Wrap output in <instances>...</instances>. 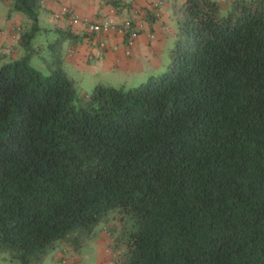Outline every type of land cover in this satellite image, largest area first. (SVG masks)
<instances>
[{
  "label": "trees",
  "instance_id": "16d2710c",
  "mask_svg": "<svg viewBox=\"0 0 264 264\" xmlns=\"http://www.w3.org/2000/svg\"><path fill=\"white\" fill-rule=\"evenodd\" d=\"M41 7L13 0L24 53L0 63V255L44 264L102 230L118 264H264V0H184L162 72L88 94L66 31L35 47Z\"/></svg>",
  "mask_w": 264,
  "mask_h": 264
},
{
  "label": "crops",
  "instance_id": "0c3cea01",
  "mask_svg": "<svg viewBox=\"0 0 264 264\" xmlns=\"http://www.w3.org/2000/svg\"><path fill=\"white\" fill-rule=\"evenodd\" d=\"M183 2L163 0L161 5L156 6L153 0H42L39 15L42 29L37 43L44 49L61 31L67 32V40L63 44L65 69L79 85H82L77 82L79 76L83 81L84 76L89 77L83 93L88 94L98 83L129 87L136 81L159 74L168 65L177 35L176 13ZM7 4L8 11L0 12V63L6 58H16L24 53L20 35L29 22L24 14L15 11L11 13V2L7 1ZM63 5H69L80 19L101 20L113 17L119 27H124L127 20L133 25L132 28L125 27L121 32L113 29L107 34L97 33L82 21L73 22L68 13L57 17ZM140 22H143V28L138 30L136 43L128 54L130 29H136ZM102 42L105 45H101ZM45 50L40 49L41 52ZM94 240L95 247H98V241L106 245L107 239L98 235ZM66 252V256H63L60 249H57L46 258L44 264H57L63 258L67 259L68 264H74L77 257L70 255L74 252L69 247H66ZM8 257L0 256V264H15ZM102 264H118L117 258L110 256Z\"/></svg>",
  "mask_w": 264,
  "mask_h": 264
},
{
  "label": "rangeland",
  "instance_id": "374dc122",
  "mask_svg": "<svg viewBox=\"0 0 264 264\" xmlns=\"http://www.w3.org/2000/svg\"><path fill=\"white\" fill-rule=\"evenodd\" d=\"M7 1L11 2V13L14 11L13 10V0H0V12L6 13L9 9V6L7 4ZM17 12V11H15ZM40 34V33H39ZM41 36V35H40ZM39 38V36L37 37ZM37 38H36V43H35V47L37 46ZM45 53V52H44ZM43 56V55H42ZM40 55H36L33 60L32 63L35 67L43 69L44 67V62H43V57ZM5 58V57H3ZM8 58H6L7 60ZM165 69V68H164ZM160 73V72H159ZM79 79L77 80V82L81 83L82 85H79L76 83L78 90L80 92H83V89H86V86L88 85L87 83V79L89 78L88 76H84V81L80 78V76L78 77ZM147 78L143 79L142 81H145ZM83 81V83H82ZM142 81H136L134 85H137L139 83H141ZM91 82V81H90ZM79 85V86H78ZM86 85V86H85ZM129 85V84H128ZM130 87V85H129ZM115 220V224L118 225V227H122V221L118 219H114ZM113 223V224H114ZM102 230H100V237L102 238H106V245H102L101 241H98L99 246L95 247V243H94V239L91 240L85 247L84 249L79 252V253H70V255L72 256H76V260H74V264H82V261H84V264H102L104 261L108 260L109 257L111 256L112 258H117V263L118 260L120 258V256L124 253L126 246L124 244H120L119 240L116 239L115 236L109 234L108 232L104 233L101 232ZM118 235H122V233H124V231L122 232V230L120 231V229H118ZM0 256H3L2 254ZM4 256H7L6 254H4ZM80 258V259H79ZM9 259V257H8ZM1 260V259H0ZM81 260V261H80ZM111 260V259H110ZM15 262V264H20L19 260L14 259L13 260Z\"/></svg>",
  "mask_w": 264,
  "mask_h": 264
},
{
  "label": "built area",
  "instance_id": "2783aa9c",
  "mask_svg": "<svg viewBox=\"0 0 264 264\" xmlns=\"http://www.w3.org/2000/svg\"><path fill=\"white\" fill-rule=\"evenodd\" d=\"M154 4L156 6H159L162 4L163 0H153ZM69 14L71 17V20L73 22H78V21H82L83 23H85L88 28L94 32L97 33H103V34H107L110 31H112L113 29H118L120 32L123 31V29H125V27L128 29L130 27H132V22L130 20H127L124 24V27H119L118 24L116 23L115 19L113 17L110 18H106V19H101V20H91L89 18H79V16H77L76 14H74L72 12V9L69 5H63L60 9V11L56 14L57 17H60L61 15H65V14ZM143 28V22H140L138 24V26L136 27V29H131V33L129 35L128 41H127V53L130 54L135 43H136V39L138 37V30ZM151 37H153V35H151ZM101 45H105L104 42L101 43ZM57 264H68L67 259H64L62 261H59Z\"/></svg>",
  "mask_w": 264,
  "mask_h": 264
}]
</instances>
